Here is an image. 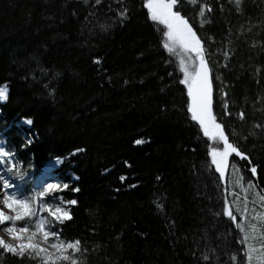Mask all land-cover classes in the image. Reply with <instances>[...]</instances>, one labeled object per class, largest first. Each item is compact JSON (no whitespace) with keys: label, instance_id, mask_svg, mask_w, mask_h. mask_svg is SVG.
<instances>
[{"label":"trees","instance_id":"obj_1","mask_svg":"<svg viewBox=\"0 0 264 264\" xmlns=\"http://www.w3.org/2000/svg\"><path fill=\"white\" fill-rule=\"evenodd\" d=\"M147 1L0 0V137L31 176L61 161L71 219L53 229L80 241L78 264H247ZM173 11L205 51L216 123L248 157L230 164L264 195V0H178ZM0 264L40 262L0 249Z\"/></svg>","mask_w":264,"mask_h":264},{"label":"snow or ice","instance_id":"obj_2","mask_svg":"<svg viewBox=\"0 0 264 264\" xmlns=\"http://www.w3.org/2000/svg\"><path fill=\"white\" fill-rule=\"evenodd\" d=\"M193 4L197 0H190ZM178 3V0H149L145 5L148 7L151 18L163 23L167 26V37L169 43H165V48L170 52L173 51L172 44L179 42L181 47L188 52H195L200 60L199 67L193 72V82L189 83V73L181 62L182 71L185 73V79L181 81L188 86V95L192 99V104L189 111L192 112L193 120H198L208 134V127L206 122H213L215 129L221 128L220 124L214 123L215 118L211 112V85L208 79V68L204 61L203 49L200 40L197 38L196 33L193 32L189 23L184 19L180 13L172 11L173 7ZM237 6L240 0H235ZM207 11H211L210 8ZM205 9L201 7L200 15L204 16ZM6 96V90L0 89V98ZM220 140L224 142L223 152H213V163L216 164V169L223 177L224 172L222 167L228 166V156L235 154L241 159L247 160L248 157L241 153L237 147L227 141L221 131L219 134ZM142 143V141H137ZM221 156V161L217 162L215 157ZM7 156V152H0V159ZM252 174L256 175V168L252 167ZM239 171V169H237ZM21 178L22 174H21ZM123 179V178H122ZM244 177L240 176L237 184L243 185ZM67 188V185H64ZM255 185L248 183V189H253ZM5 190L10 188L8 183H3ZM57 187L55 185H48L43 191H37L34 195H25L22 190L12 191L11 193L5 191L2 201L3 208H0V230L17 243L15 245L7 243L4 239L0 238V249L5 253H11L17 256L28 255L32 259H36L40 264H78L76 253L80 251V241L68 242L60 238L57 232L50 230L51 221L42 218L40 213L47 212L50 217L56 221L63 223L64 219H71L68 211L63 210L62 207H54L46 203L44 198L50 192H55ZM262 204H264V195L259 197ZM75 205V200L69 201ZM4 209L8 211L5 212ZM223 214L229 216L233 222H236L235 215L229 210L227 206L223 209ZM254 220L259 221V226L256 223H248L247 228L243 224L238 223L237 227L243 233L240 243L245 246L244 255L247 259V264H264V213H257L253 216ZM25 222V223H21ZM41 237L42 239H38ZM257 242L260 247L256 246ZM42 245H46L42 246ZM52 249L53 251H49ZM71 250V251H70ZM205 260L210 259L206 254ZM232 264H242L237 260L236 255L230 257Z\"/></svg>","mask_w":264,"mask_h":264},{"label":"rangeland","instance_id":"obj_3","mask_svg":"<svg viewBox=\"0 0 264 264\" xmlns=\"http://www.w3.org/2000/svg\"><path fill=\"white\" fill-rule=\"evenodd\" d=\"M148 2L149 0L146 2V4ZM145 8L147 10L149 18L152 21L160 23L157 20H153L151 18V13L148 7L145 6ZM160 24H162L165 28V36H164V45H165V43H169L168 37L166 35L168 32V28L165 24L163 23H160ZM172 47H173V51L170 52L164 46L165 50L169 54H172L175 57V60L178 64V68L182 73V80L185 79V73L184 71H182V68H181V62L183 61V65L189 73V83H192L193 82V72L196 68L199 67V64H200L199 58L196 56L195 52H188L184 48H182L178 41L172 44ZM203 56H204V61H205L204 49H203ZM208 79L210 82L209 70H208ZM183 85L185 86L187 95H188V86L184 83ZM0 89H5L6 96H7L6 86H1ZM6 96L4 98H0V104L5 102ZM188 98H189V107H190L192 104V99L189 95H188ZM190 115L192 117L193 115L192 112H190ZM194 121H196L201 126L198 120H194ZM214 123H216V120H214ZM210 124L211 122H206L207 127ZM201 128L203 129L205 133L204 128L202 126ZM220 132H221V128L217 130L214 128V126H212L211 129H208V134L207 135L205 134L210 143L209 155H210L211 162L214 165L215 169H216V164L213 163L214 158H213L212 153L214 151L217 153L223 152L224 147H225L224 142L220 140L219 138ZM0 152H7V156L0 159V201H2L5 191L11 193L12 191L22 190L25 193V195H34L37 191H43L45 188L48 187V185H55L57 187V190L55 192L48 193V195L44 198V201L46 203L51 204L53 208L62 207L63 210L69 211V204L66 202H63L60 199V197L57 196L59 192L66 189L64 187V185L66 184L62 181V179L59 178L58 173H57L61 165V161H58V160L49 161L43 166V168L38 170V172L36 171V173L33 176H31L28 172L29 167H25L15 160L14 156H12V154L7 150V147L1 137H0ZM233 154H230L227 158L228 166L222 167V170L224 172L223 177H221V173L218 172L216 169L221 179L227 185V195H228V206L227 207L229 208L231 212L233 213L235 212L239 215V218H240L239 223L243 224L245 228H247L248 223H256L259 226V221L254 220L253 216H255L257 213H264V204H262L259 199L261 194L258 192V190L255 187L253 189H248L247 191H245V189H247L248 183L253 184V182L251 181L243 182L242 186L237 184V181L240 175L237 171L233 169V167L230 164V157ZM221 159L222 158L219 154L215 157V160L217 162H220ZM21 174L23 178H21ZM24 180L28 181V185L31 188L30 192L26 193L23 190L21 184L24 182ZM3 183H8L10 185V188L5 190L3 188ZM0 208H3L2 203H0ZM4 211L7 212L8 210L4 209ZM40 216L42 218H45L51 221L50 230L55 232L53 229V226L55 223H60V222L50 217L47 212L40 213ZM21 223H25V222H21ZM0 227H4V226H0ZM242 236H243V233H242ZM0 238L4 239L9 244L15 245L17 243L16 241H13L11 238H9L5 234V232H3L2 230H0ZM38 239H42V238L38 237ZM42 246L46 247V245H42ZM256 246L258 248L260 247L258 242ZM49 251H53V250L49 249Z\"/></svg>","mask_w":264,"mask_h":264},{"label":"water","instance_id":"obj_4","mask_svg":"<svg viewBox=\"0 0 264 264\" xmlns=\"http://www.w3.org/2000/svg\"><path fill=\"white\" fill-rule=\"evenodd\" d=\"M213 126V123L211 122V124L208 126V129H211Z\"/></svg>","mask_w":264,"mask_h":264}]
</instances>
